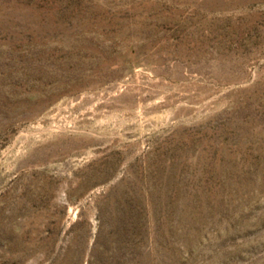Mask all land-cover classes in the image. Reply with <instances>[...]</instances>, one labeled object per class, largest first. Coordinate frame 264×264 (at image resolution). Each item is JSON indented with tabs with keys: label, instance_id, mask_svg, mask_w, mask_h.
Masks as SVG:
<instances>
[{
	"label": "rangeland",
	"instance_id": "1",
	"mask_svg": "<svg viewBox=\"0 0 264 264\" xmlns=\"http://www.w3.org/2000/svg\"><path fill=\"white\" fill-rule=\"evenodd\" d=\"M0 264H264V0H0Z\"/></svg>",
	"mask_w": 264,
	"mask_h": 264
}]
</instances>
